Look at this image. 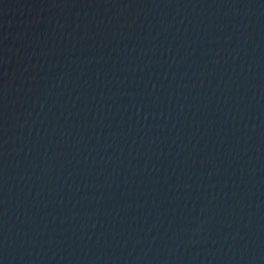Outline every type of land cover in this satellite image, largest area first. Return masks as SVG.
Here are the masks:
<instances>
[{
    "label": "water",
    "instance_id": "95a60500",
    "mask_svg": "<svg viewBox=\"0 0 264 264\" xmlns=\"http://www.w3.org/2000/svg\"><path fill=\"white\" fill-rule=\"evenodd\" d=\"M0 264H264V0H0Z\"/></svg>",
    "mask_w": 264,
    "mask_h": 264
}]
</instances>
